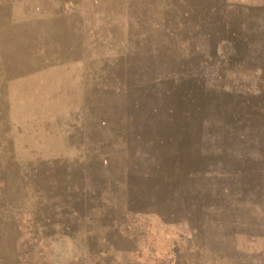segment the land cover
Masks as SVG:
<instances>
[{
  "label": "rangeland",
  "instance_id": "374dc122",
  "mask_svg": "<svg viewBox=\"0 0 264 264\" xmlns=\"http://www.w3.org/2000/svg\"><path fill=\"white\" fill-rule=\"evenodd\" d=\"M0 264H264V0H0Z\"/></svg>",
  "mask_w": 264,
  "mask_h": 264
}]
</instances>
